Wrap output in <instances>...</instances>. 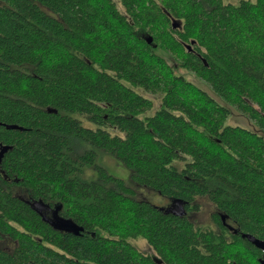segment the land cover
<instances>
[{
  "label": "trees",
  "instance_id": "1",
  "mask_svg": "<svg viewBox=\"0 0 264 264\" xmlns=\"http://www.w3.org/2000/svg\"><path fill=\"white\" fill-rule=\"evenodd\" d=\"M263 243L264 0H0V264H262Z\"/></svg>",
  "mask_w": 264,
  "mask_h": 264
},
{
  "label": "rangeland",
  "instance_id": "2",
  "mask_svg": "<svg viewBox=\"0 0 264 264\" xmlns=\"http://www.w3.org/2000/svg\"><path fill=\"white\" fill-rule=\"evenodd\" d=\"M232 1H237V0H232ZM178 72L184 75L187 79L193 81L195 84H197L201 88H203L211 96H213L218 102L227 106V108L229 109V113L225 119V124H231V125L239 124L246 128L259 131L256 123L248 115L242 113L241 111L236 109L234 106L224 102L222 98L218 94H216L204 80L197 77L194 73L184 70V69H181ZM135 89L153 99V102H154L153 108L150 111H146V114L152 112V110L156 108L159 104V100H160L159 94L157 93L151 94L148 92H144L141 90V88H138V87ZM71 115L76 118H79L82 124L85 126L96 127V124L89 121L87 117L84 115H79L76 113L71 114ZM139 116L141 117L142 114H140ZM107 129L111 133H117V132L120 133L116 128L107 127ZM97 161L101 163L102 165H104L107 168V170L113 175L125 178L126 183L132 188V190L134 191V196H136L137 198L147 199L161 207H168L170 205L171 203L170 200L162 197L161 195H159L157 192H155L154 190L150 188L138 185L132 179H130L129 169L123 166L118 160H116L110 154L99 152ZM17 191L23 194L22 189L18 188ZM199 201H200L199 209L196 211L194 215L196 222L202 225L213 226L212 225L213 223L211 222V219H210V211L213 209V206L204 199H200ZM37 209L40 212V214L44 218L49 220L54 226H57L62 229H69L70 222L68 220H64L60 218L58 214L55 211L51 210L48 206L40 204L39 206H37ZM132 242L142 252H146L151 255H154L155 253L154 250L146 243L144 239L138 237V238L132 239Z\"/></svg>",
  "mask_w": 264,
  "mask_h": 264
},
{
  "label": "water",
  "instance_id": "3",
  "mask_svg": "<svg viewBox=\"0 0 264 264\" xmlns=\"http://www.w3.org/2000/svg\"><path fill=\"white\" fill-rule=\"evenodd\" d=\"M177 24L178 22L176 21L172 22L173 27L177 26ZM147 41H150V37L147 38ZM5 126L7 128H21L20 126H17L16 124H6ZM184 203L185 202L181 199H174L173 201H171L168 207H165L164 211L171 212L174 215H183L186 212L184 209ZM262 264H264V260L262 261Z\"/></svg>",
  "mask_w": 264,
  "mask_h": 264
}]
</instances>
